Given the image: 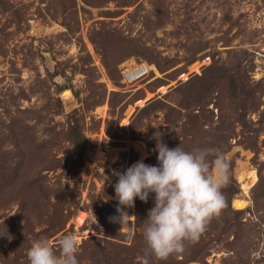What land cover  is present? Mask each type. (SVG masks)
<instances>
[{"label":"rangeland","instance_id":"374dc122","mask_svg":"<svg viewBox=\"0 0 264 264\" xmlns=\"http://www.w3.org/2000/svg\"><path fill=\"white\" fill-rule=\"evenodd\" d=\"M98 31L109 32L108 39L102 40L96 34ZM93 37L105 41V45L111 43L112 58L124 55L128 44L135 42L142 50L150 49L169 68L161 72L145 60L140 62L138 56H128L118 65L123 69V79L114 81ZM203 54L206 56L201 58ZM213 60L248 82V87L256 91L258 106L247 110L246 125L241 121L234 124V110L226 97L228 80L225 78L219 86L209 82L208 77L215 70L199 79L200 86L205 80L212 85L203 99L211 102L208 109H203L206 125L192 150L208 148L202 144L214 140L215 129L229 128L233 123L235 135L230 140L231 147L222 152L230 162L236 183L233 187L228 183L223 189L228 204L218 218L225 225L223 236L217 239L211 231L206 237V241L211 239L209 254L201 262L186 264H264V210L255 206V196L264 203V181L254 189L260 182L259 169L264 175V0H0V142L2 132L8 133L10 124L26 127L24 131L29 134L25 145L29 151L46 145L48 152L63 158L66 168L43 171L47 184L69 189H65L68 196L64 205L69 221L49 240L57 254L59 239L66 234L76 235L80 246L93 236L101 238L106 249L111 247L112 240L119 241L114 236L122 225L116 224V220L114 223L108 211L109 206L117 211L119 203L115 193L118 176L114 173H125L140 160L158 165V153L153 151L158 140L166 141V132L169 139L180 131L167 113L169 106L182 101L178 87L196 74H203ZM160 101L164 104L157 108ZM76 119L91 144L90 160L84 165L80 182L70 170L77 157L74 145L63 139L59 147L54 146L57 137L45 132L53 128L65 135L69 122ZM32 129L35 133H31ZM246 131L259 134L254 140L255 147L247 144L253 140ZM7 149H14V144H5L0 153ZM12 157L10 162L17 163L19 157L14 154ZM40 157L28 167L26 164L30 172L35 173L45 165ZM245 183L251 184L248 192L243 188ZM2 186L0 264H14L13 259L6 257L7 253L14 257L11 253L20 248L15 244L11 248V240L3 239L5 225H1L15 216L11 224L22 227L25 216L18 200L3 206L4 201L18 195L20 185ZM236 197L239 199L234 206ZM50 200L55 201L53 197ZM244 200V207L238 205ZM39 202L38 209L50 207V212L55 209V205L46 201ZM33 204L28 201L30 208ZM136 204L137 198L135 207ZM135 207L125 209L133 216L132 237L140 230ZM232 207L242 210L239 221L244 228L247 251L237 244L241 240L237 236L235 239L230 231L229 224L236 218ZM126 243L131 241L128 239ZM125 255L133 260L131 264L143 263L136 251ZM28 260L21 257L19 264H27ZM87 263L86 259L82 262Z\"/></svg>","mask_w":264,"mask_h":264},{"label":"trees","instance_id":"16d2710c","mask_svg":"<svg viewBox=\"0 0 264 264\" xmlns=\"http://www.w3.org/2000/svg\"><path fill=\"white\" fill-rule=\"evenodd\" d=\"M160 15L163 17L165 16L163 12H161ZM96 34L100 35L102 37V40L108 39L110 35L109 32L103 31H98ZM92 41L94 44L98 45L101 48L104 56V64L109 75L114 81L123 79V74L121 72V69L118 68V65L128 56H138L140 62H143L145 60V62H147L150 67L155 65L154 67L159 69V71L161 70V72H165L169 68V65H163L157 59V57L153 56V53L150 49L147 48L146 50H142L140 49V47L136 46L135 42L129 44L125 42L126 45H131L130 47L127 46L128 49L126 50V53L121 57L112 58L109 48V46H112L111 43L105 45V41H99L98 39L95 40L94 37ZM117 42H119V39H117ZM205 56L206 54H203L200 57L203 58ZM214 62L215 61L213 60L211 66L205 68L203 74H196L194 76L195 78H189L186 82L178 87L180 88V92H182L183 94L182 101L177 106H169L170 109H168L167 113H169V115L172 117L170 122L176 124L174 126L179 125L180 131H176L174 137L169 136V139L167 138L168 134L166 132V141L162 142L165 143L169 148H175L179 145H182V147L186 151H192V149L195 148L203 126L206 125L204 123V119L206 117L203 109H208V106L211 102L210 100L204 101L203 99L206 97L205 92L210 91V87L212 85L205 80V83L202 82L200 86L201 81L199 80L203 79L208 71H216L214 75L208 77V79H211L209 80V82H216L219 86L221 82L225 81V78L228 80V94L226 95V97L228 98L230 106L234 110V124H236L238 121H241L246 125L247 122L245 117L247 110H255L257 108L258 104L255 102L256 91L248 87V82L243 77H237L236 75H233V73L229 69H226L224 65L218 66ZM156 68H151V71ZM206 87H208L207 90ZM220 91L222 92V89H219V92ZM219 92L218 94L220 95ZM235 99L237 100V103ZM163 104L164 103L160 101L157 105V108H161ZM196 110L198 111L196 112ZM36 116L41 115L36 113ZM69 123L70 125L65 135H61L59 131L55 132L53 128H48L45 132L49 136H52L54 134V137H57V139H54V146L59 147L61 144V140L63 139L74 145L77 151V157L73 161V169L70 170L72 172V176L77 179V182H80V180L82 179V170L84 168V165L86 161L90 160L91 144L83 131V127L79 119H76V121ZM25 129L28 128L17 127L14 125L11 126L10 124L8 133L2 132L0 142V149L5 146V144H14V149H7L0 153V162L2 163L0 169H3L2 171H0V190L3 189V184L12 186L16 185L17 187L18 185H20V187H18L20 189L18 195L12 198L10 201L9 199L4 201L3 206L4 204H10L12 200H18L22 205L25 216L24 224L22 227H17L15 223L11 224V222L13 221V217L15 216L9 217L1 225H5V227L3 228V230H5L3 239L11 240V243L9 244L11 248L14 244L15 246H19L20 248L17 253H11V251H9L11 254L16 255L14 257H10V254L7 253L6 257L13 259L14 264H19V259L21 257H28V251L34 240H38L41 238H47L48 240H50L51 237L62 231L69 221V215L64 213L65 199L68 196L67 193H65V189L69 190L68 187L59 186L57 188H54V186L47 184L43 180L44 170L55 171L59 168L64 169L66 168V164L63 163L62 157H56L55 154L48 152L46 145H42L38 149L29 151L28 147L25 145V138L29 134V131H24ZM215 132L216 136L214 137V140L217 141L214 142L213 140L208 144L202 145L208 148L219 149L221 152L225 150L227 151L231 147L230 140L235 135L233 123L229 126V128L217 127L215 129ZM246 132L247 133H243L247 134L249 138L253 140L252 144H250L249 141L247 144H249L251 147H255L254 140L258 137L259 134L251 133L250 131ZM31 133H35L34 129H32ZM149 145H151L150 142ZM13 154L19 157L17 163L14 164L10 162L13 158ZM39 156H42V158L40 157L39 159L43 160L45 162V165L41 168H38L35 173L34 171L30 172L26 168V164L28 167L29 163L35 162L37 157ZM259 174L260 182L255 185L254 189L258 188L262 181H264V175L262 174L261 169H259ZM24 178L25 182L23 183ZM234 183H236V179L230 165L229 184L232 186L234 185ZM231 193H236V189L233 188ZM32 194L37 195L38 198L33 197ZM154 196L155 194H152L147 203L137 198L135 216L137 227H139L140 230L136 231L132 239H129L125 235V233L121 232L120 230H116V236L114 237L120 242H113V240L112 242L109 241L111 242V247L106 249L107 246L102 245V242L100 241L101 238H99L98 236L89 237V239L83 242L79 247L80 250L77 253L79 264H82L83 260L85 259L88 260L87 264H131L133 260L129 257H126L125 254H133L134 251L137 252V256H140L142 258L143 262L144 250L146 248V242L143 237V221L147 219L148 211L152 207H154ZM51 197L54 198V202H51ZM0 198H4L3 191H0ZM39 200H41L42 202L46 201L48 204L55 205V209H53L52 212H50V207H41L40 209H38L39 205L37 206L36 204L40 203ZM28 201H32V204L34 203L31 208L28 205ZM25 206L29 209H26ZM255 206L259 210H264V203H261L260 199L257 196H255ZM108 209L110 216L114 218L113 222L115 223L116 220V224L119 223L118 218L120 214L111 206H109ZM231 211L236 215V218L234 222L229 224L231 225L230 231L235 234V239L237 236V239L239 238V240H241L237 244H239L241 248L247 251L248 247L246 246V238L242 235V231H244V228L240 224L241 221H239V219L241 220L239 216L241 215L242 210L232 207ZM43 216H45V218H43ZM218 218L220 217H214L211 220L198 241H185V251L183 253L173 254L169 256L167 260H157L154 256H151L149 257L150 264H186L190 261L201 262L203 259H205L206 255L209 254L208 252L211 248V239L206 241L207 235H209L210 232L213 231L215 233V237L217 239H220L226 231L225 225H221L220 222H218ZM127 238L131 241V244L126 243V241H128ZM55 251L58 253L57 249H55ZM181 256H183V258H180ZM26 263L30 264L29 260L26 261Z\"/></svg>","mask_w":264,"mask_h":264},{"label":"clouds","instance_id":"9594fccd","mask_svg":"<svg viewBox=\"0 0 264 264\" xmlns=\"http://www.w3.org/2000/svg\"><path fill=\"white\" fill-rule=\"evenodd\" d=\"M158 165L137 161L125 173L115 172L117 212L121 232L132 239L135 224L125 209L135 207L136 198L147 203L154 196V207L143 221L146 242L143 264L149 257L167 260L185 251V241L196 242L214 217L227 208L223 189L230 179V162L216 148L186 151L182 145L169 148L158 140ZM214 157V159H209ZM120 232V233H121ZM80 243L74 234L59 239L60 252L47 238L34 240L28 251L30 264H79Z\"/></svg>","mask_w":264,"mask_h":264},{"label":"bare ground","instance_id":"6f19581e","mask_svg":"<svg viewBox=\"0 0 264 264\" xmlns=\"http://www.w3.org/2000/svg\"><path fill=\"white\" fill-rule=\"evenodd\" d=\"M67 91V92H66ZM66 93L67 94H70V92H71V95H72V91L70 90V89H66ZM64 92V93H65ZM256 181V175L254 174V178H253V183ZM251 187V184H244L243 185V188H244V190H245V192H248V190H249V188ZM237 198V197H236ZM239 198H237V200H238ZM236 200V201H237ZM238 205H240L241 207H244L245 205H246V200H244V201H241V202H238ZM236 208V207H235ZM238 209V208H237Z\"/></svg>","mask_w":264,"mask_h":264},{"label":"water","instance_id":"95a60500","mask_svg":"<svg viewBox=\"0 0 264 264\" xmlns=\"http://www.w3.org/2000/svg\"><path fill=\"white\" fill-rule=\"evenodd\" d=\"M236 200H237V198H235L233 201L234 206H236Z\"/></svg>","mask_w":264,"mask_h":264},{"label":"built area","instance_id":"2783aa9c","mask_svg":"<svg viewBox=\"0 0 264 264\" xmlns=\"http://www.w3.org/2000/svg\"><path fill=\"white\" fill-rule=\"evenodd\" d=\"M127 69H125L124 71H126ZM123 71V69H121V72ZM123 74V73H122ZM123 76H124V74H123Z\"/></svg>","mask_w":264,"mask_h":264}]
</instances>
